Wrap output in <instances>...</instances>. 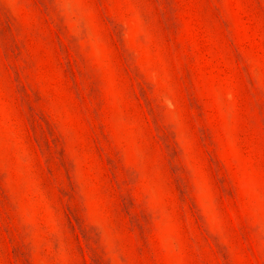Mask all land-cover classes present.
Listing matches in <instances>:
<instances>
[{"label":"rangeland","instance_id":"rangeland-1","mask_svg":"<svg viewBox=\"0 0 264 264\" xmlns=\"http://www.w3.org/2000/svg\"><path fill=\"white\" fill-rule=\"evenodd\" d=\"M0 264H264V0H0Z\"/></svg>","mask_w":264,"mask_h":264}]
</instances>
